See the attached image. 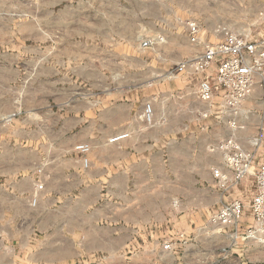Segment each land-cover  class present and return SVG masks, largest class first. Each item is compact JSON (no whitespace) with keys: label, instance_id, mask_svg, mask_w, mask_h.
Here are the masks:
<instances>
[{"label":"crops","instance_id":"obj_1","mask_svg":"<svg viewBox=\"0 0 264 264\" xmlns=\"http://www.w3.org/2000/svg\"><path fill=\"white\" fill-rule=\"evenodd\" d=\"M24 3L37 6L33 20L65 27L48 29L63 39L47 46L0 43V264H264V244L240 236L252 224L255 176L223 188L212 171L226 170L214 147L231 134L227 119L197 98V78L163 73L199 46L174 26L155 53L136 41L138 19L175 21L171 6L200 0H0V37ZM105 20L116 27H86ZM247 102L256 115L249 123L243 109L234 134L253 150L260 131L258 165L264 91ZM233 200L245 207L236 237L207 223Z\"/></svg>","mask_w":264,"mask_h":264},{"label":"built area","instance_id":"obj_2","mask_svg":"<svg viewBox=\"0 0 264 264\" xmlns=\"http://www.w3.org/2000/svg\"><path fill=\"white\" fill-rule=\"evenodd\" d=\"M186 30L188 41L199 46V49L192 56L180 60L173 69L167 71L166 76L169 79L181 75L197 78V98L214 106L216 118L227 119L231 134L214 147L221 152L226 170L215 168L212 171L223 188L228 184H237L248 175L255 176L256 193L248 206L252 224L245 227L240 236L244 240L253 239L264 243V162L255 165V148L260 146L262 136L254 137L250 141L253 150H248L234 134L240 128L238 120L244 114L243 102L259 90L264 91V38L255 40L250 34L225 31L217 42L202 41V25L193 18L186 20ZM162 41L161 36H154L144 39L140 45L142 48H152ZM207 115L203 113V116ZM142 117L147 123L152 122L150 103L145 104ZM127 135L118 134L111 140H119ZM75 149L82 154L83 163L87 166L89 146L81 144ZM37 183L38 191L42 189V184ZM32 203H35V198ZM244 213V204L233 200L212 212L207 223L210 226L231 227V234L236 237L242 228ZM163 248L170 249L171 244L166 243Z\"/></svg>","mask_w":264,"mask_h":264},{"label":"rangeland","instance_id":"obj_3","mask_svg":"<svg viewBox=\"0 0 264 264\" xmlns=\"http://www.w3.org/2000/svg\"><path fill=\"white\" fill-rule=\"evenodd\" d=\"M22 8L24 14L22 19L1 21L2 25L5 24L7 29L6 36L2 35L0 37V43L1 45L3 44V48L8 47L9 49L14 45L19 47H32L35 45L47 46L53 39H63L59 36L56 38H49L47 36V31L50 27H55L58 30L63 29L65 27L63 21L57 22L56 26H51L47 20L36 21L32 19V13L37 11V6L24 3ZM170 8L177 12L175 21L150 22L146 19H138L135 22L136 26L134 31L137 43L141 44L144 39L154 36H161L163 38L162 34L165 30L169 29V26H174L175 29L179 30L186 29V20L192 18L199 20L202 25V41L217 42L222 38L225 31L250 34V37L255 40L264 38V0H200V4L195 6L194 10L191 9V6L186 5H174ZM116 24L117 21H89L86 23V27L92 29H107L113 25L116 27ZM78 27L76 22L68 25V28ZM33 28H39L41 30L40 36L33 34ZM156 46L158 44L151 48L153 49L150 50L152 53L157 52ZM190 53L185 50L183 59L191 56ZM23 56L30 58L31 54L24 51ZM169 70L171 69L167 71ZM167 71L163 72L164 75H166ZM186 76H184L185 81ZM250 104L252 103L247 102L242 106V109L246 110V120L249 123L256 115V108H253ZM261 132L264 133V130ZM258 133L254 137L260 136ZM251 171L253 172L254 170L252 169Z\"/></svg>","mask_w":264,"mask_h":264}]
</instances>
